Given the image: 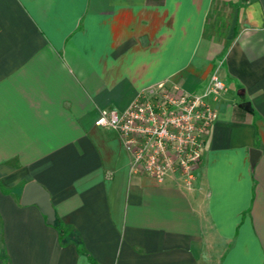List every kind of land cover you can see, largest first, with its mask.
Wrapping results in <instances>:
<instances>
[{"label":"crops","instance_id":"1","mask_svg":"<svg viewBox=\"0 0 264 264\" xmlns=\"http://www.w3.org/2000/svg\"><path fill=\"white\" fill-rule=\"evenodd\" d=\"M227 89L188 183L132 168L102 109ZM259 152L252 163L251 150ZM50 193L58 223L24 206ZM264 264V0H0V264Z\"/></svg>","mask_w":264,"mask_h":264},{"label":"built area","instance_id":"2","mask_svg":"<svg viewBox=\"0 0 264 264\" xmlns=\"http://www.w3.org/2000/svg\"><path fill=\"white\" fill-rule=\"evenodd\" d=\"M227 89L213 74L204 94L149 86L124 109H102L98 126L114 128L133 158L132 168L159 181L180 172L188 183L201 161L203 137L218 117L207 97Z\"/></svg>","mask_w":264,"mask_h":264},{"label":"water","instance_id":"3","mask_svg":"<svg viewBox=\"0 0 264 264\" xmlns=\"http://www.w3.org/2000/svg\"><path fill=\"white\" fill-rule=\"evenodd\" d=\"M259 152L257 149L251 150L252 163L257 160ZM21 204L24 206L36 205L41 213L46 217V222L53 225L56 221V211L52 204L49 191L36 181H29L23 190Z\"/></svg>","mask_w":264,"mask_h":264},{"label":"trees","instance_id":"4","mask_svg":"<svg viewBox=\"0 0 264 264\" xmlns=\"http://www.w3.org/2000/svg\"><path fill=\"white\" fill-rule=\"evenodd\" d=\"M53 225L58 226V229H59V231H60V234H61V235H64L65 229H64V227H63L62 225H60V224L58 223V219H57V218H56V221H55V223H54ZM91 260H92V264H98L94 259H91Z\"/></svg>","mask_w":264,"mask_h":264}]
</instances>
